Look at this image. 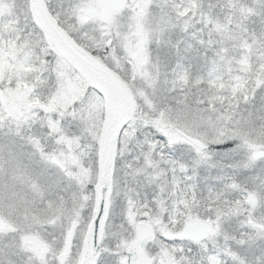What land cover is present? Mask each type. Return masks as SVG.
Returning <instances> with one entry per match:
<instances>
[{
  "label": "snow or ice",
  "instance_id": "6c2138e0",
  "mask_svg": "<svg viewBox=\"0 0 264 264\" xmlns=\"http://www.w3.org/2000/svg\"><path fill=\"white\" fill-rule=\"evenodd\" d=\"M0 264H264V0H0Z\"/></svg>",
  "mask_w": 264,
  "mask_h": 264
}]
</instances>
